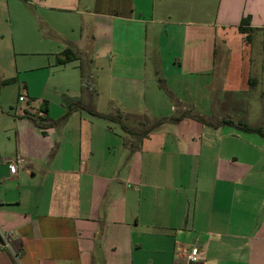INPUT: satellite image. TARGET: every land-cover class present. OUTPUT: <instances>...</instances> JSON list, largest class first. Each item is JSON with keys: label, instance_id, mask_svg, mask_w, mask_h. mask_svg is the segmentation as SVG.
Here are the masks:
<instances>
[{"label": "crops", "instance_id": "crops-1", "mask_svg": "<svg viewBox=\"0 0 264 264\" xmlns=\"http://www.w3.org/2000/svg\"><path fill=\"white\" fill-rule=\"evenodd\" d=\"M245 18L251 34H264V0H0V44L3 32L14 46L56 41L38 55L55 56L45 66H71L79 94L65 96L70 88L60 83L62 112L53 116L49 79L39 94L27 85L18 93L13 149L0 150V226L13 231L0 264H186L192 251L198 264H264V129L209 118L250 105L242 97ZM29 29L42 39L23 37ZM151 41L163 75L146 72ZM5 49L9 64L17 53ZM65 49L74 59L59 64L70 58ZM83 54L104 63V86L80 64ZM99 99L106 110L145 111L134 125L157 132L122 125L133 134L111 140L99 119L82 114L109 119L97 112ZM179 110L206 123L178 120ZM26 113L58 123L40 129Z\"/></svg>", "mask_w": 264, "mask_h": 264}, {"label": "rangeland", "instance_id": "rangeland-1", "mask_svg": "<svg viewBox=\"0 0 264 264\" xmlns=\"http://www.w3.org/2000/svg\"><path fill=\"white\" fill-rule=\"evenodd\" d=\"M22 5V4H19ZM157 5V4H156ZM23 9V8H22ZM17 16L23 17L24 12L21 11V8L19 10H16ZM8 20V16H7ZM9 21V20H8ZM10 23L7 24V31L9 32ZM20 26L22 24H17V30L20 33ZM35 28V27H34ZM15 32V33H16ZM41 30H27V32H21L23 37H28V39L36 40V39H42ZM244 35V57L246 62L244 63V69L249 71L246 72L247 75V88H248V94L243 93L242 97L246 98L248 100V103L250 104L249 107L241 108V109H230L229 107L220 108L219 110H216L214 112V115L212 117H209L210 120H216L218 117L223 118L226 121H230L233 124H227L232 125L233 127L238 126L242 123H237L234 125V122L238 120L252 122L253 124H261L263 126L258 128L264 129V34H251V32L242 33ZM4 39L0 44V80L6 79L5 84L0 85V150H12L14 139H13V132H14V120H15V113L18 112V93L23 89L25 85H27L31 92L33 94H39L41 91V88L45 81L49 79V87L47 88V94L45 95L46 98H49L54 103V106L52 107V115L53 116H59L62 112L61 107L63 105V96L64 92L60 93V91H54V89H58L59 84L62 82H65L63 87L70 88V92H65V96L75 98L74 96H78L79 94L73 93L77 90V81L75 77H71L72 75H75L74 70L71 68V66H68L67 68H61V67H48L45 66L47 64V60L54 65V55L53 56H42L38 55L39 52L49 49V48H56L57 42L54 43H46L42 46L40 43L36 42H27V43H16L15 46L12 45V41H10L7 34L3 32ZM30 37V38H29ZM16 39H19L18 33L15 35ZM148 49H149V57L150 59H147L146 62V72L147 74H157L163 75L165 73V69L163 64L159 62L153 61L152 52L151 49L155 45L154 41L149 42ZM6 45V47H5ZM7 45L9 47V51L15 50L17 53L13 61H10L8 64L5 60V57L7 55L6 49ZM47 45V46H45ZM21 52V53H20ZM9 53V52H8ZM151 55V56H150ZM148 57V56H147ZM80 64L83 66L84 69L87 68L95 71L97 73V84L99 87L104 86L105 84V78L103 77V72L101 70H104V63L102 62H93L92 64L89 62L90 56L89 54H83L80 58ZM5 60V61H4ZM14 61L17 64V72L14 75ZM251 64V66H250ZM237 62H231L230 66L236 67ZM263 67V68H261ZM249 68V69H248ZM53 71V74L51 73ZM51 73V74H50ZM66 74H69L68 77ZM11 76H14V79L10 80L8 78H11ZM65 76V77H64ZM249 79V83H248ZM87 88L89 86H86ZM92 89L91 87H89ZM88 88V89H89ZM92 96H95L93 93L89 92ZM35 98H39L40 95H33ZM104 96V95H99ZM99 98V97H98ZM97 108L99 109L97 112H103L108 116L109 119L101 120V115H95L91 116L88 114V111H84L82 114L86 117H91L95 120L99 119L98 121L101 122L103 127L108 130L104 133H107L109 135V138L114 141L119 140V138L122 140L125 138H130L129 134H133V132L130 131H124L123 126L129 127L130 129H138L140 131V134H143V136L147 137L149 133H156L157 132V125L150 127L149 124H137L134 125L136 120H145L146 116L144 114L145 111L143 110H106L103 109L105 105L103 104L102 100H98L96 102ZM103 106V107H102ZM228 106V105H227ZM106 108V107H105ZM42 110H45L42 108ZM162 110V111H151L156 114H164V113H170V111ZM32 112V110H31ZM208 112V111H207ZM33 113H36V111H33ZM197 113L198 111H177L175 114L179 120L181 119H190L192 121H199L203 124L206 123L205 120L207 118L199 116ZM51 114V113H50ZM206 114V113H205ZM236 120V121H234ZM261 122V123H260ZM244 124V123H243ZM246 125V124H245ZM100 127V128H103ZM236 129H239L236 127ZM122 136V137H119ZM142 136V138H143ZM140 137V139H142ZM11 156V155H7ZM14 158V157H13Z\"/></svg>", "mask_w": 264, "mask_h": 264}, {"label": "trees", "instance_id": "trees-1", "mask_svg": "<svg viewBox=\"0 0 264 264\" xmlns=\"http://www.w3.org/2000/svg\"><path fill=\"white\" fill-rule=\"evenodd\" d=\"M249 25V19L248 18H245V19H242L241 21V24L239 26V31L241 33H247V32H251V29L249 27H247ZM70 54V58H65V61L64 62H59V64H62V63H65V62H69L71 61L72 59H74V56L72 54V52L70 50H67L65 49L61 55L64 56L65 54ZM25 117L30 120L35 126L39 127L40 129H45L48 125H55L58 123L57 120L51 122V123H44V118L42 117H38L37 115L35 114H30V113H26L25 114ZM179 120V118H176ZM225 124H233L231 123L230 121H225L223 122ZM237 128H239L240 130L242 131H245V132H248V133H257V134H260L262 135L263 132L261 130V128H252V127H249L245 124H240L238 126H236Z\"/></svg>", "mask_w": 264, "mask_h": 264}, {"label": "built area", "instance_id": "built-area-1", "mask_svg": "<svg viewBox=\"0 0 264 264\" xmlns=\"http://www.w3.org/2000/svg\"><path fill=\"white\" fill-rule=\"evenodd\" d=\"M24 162L25 160L20 156L15 157L14 161H12L13 166L17 165L19 167L23 166ZM13 166L11 165L10 169ZM12 238H13V231L5 230L0 226V247L3 249L11 250ZM19 254L20 253L17 254V253L12 252L13 258L15 260H18ZM200 260H201V255L194 251L190 252L186 256V264H198Z\"/></svg>", "mask_w": 264, "mask_h": 264}]
</instances>
